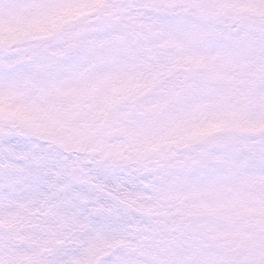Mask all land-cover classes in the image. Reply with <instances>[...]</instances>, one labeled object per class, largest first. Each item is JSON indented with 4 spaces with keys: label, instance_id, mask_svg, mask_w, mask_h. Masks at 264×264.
I'll list each match as a JSON object with an SVG mask.
<instances>
[{
    "label": "snow or ice",
    "instance_id": "obj_1",
    "mask_svg": "<svg viewBox=\"0 0 264 264\" xmlns=\"http://www.w3.org/2000/svg\"><path fill=\"white\" fill-rule=\"evenodd\" d=\"M0 264H264V0H0Z\"/></svg>",
    "mask_w": 264,
    "mask_h": 264
}]
</instances>
